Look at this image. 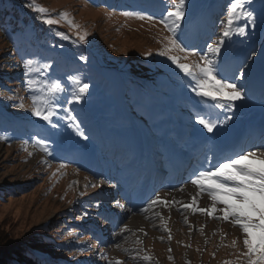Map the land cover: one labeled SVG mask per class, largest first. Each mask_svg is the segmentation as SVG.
<instances>
[{"label": "rangeland", "instance_id": "obj_1", "mask_svg": "<svg viewBox=\"0 0 264 264\" xmlns=\"http://www.w3.org/2000/svg\"><path fill=\"white\" fill-rule=\"evenodd\" d=\"M112 1V6L107 5L109 0H35V3L46 7L52 18L60 20L59 24L48 26L64 33L67 39L60 37L68 48L72 49L78 43L102 57L103 71L116 67L131 70L135 74L131 79L139 75L146 77L150 69L133 70L140 61V65L175 76L186 87L181 96L157 105L162 110L160 117L156 115L159 121L164 120L161 124L145 116L140 119L137 114L138 125L128 129L124 136L115 130L113 120L108 118L100 103V97L113 88L90 85L88 93L79 102L72 99L73 110L79 105L83 121L94 125L95 135L87 133V140L81 139L70 124L64 125V137L50 131L54 134L52 143L42 142L48 148L47 153L36 143L39 140L24 143L0 139V222H4L9 230L4 239L16 246L27 245L31 233L51 232L63 226L57 230L60 234L54 235V243L59 244L43 256L48 262L63 259L69 264H115L116 260L122 264H226L236 261L238 250H244L241 230L230 221L194 213L192 207L207 208L212 202L207 193L198 194L197 187L190 181L198 171L237 154L257 148L264 150V128L260 125L264 122V0H252L248 6L256 17V25H247L245 35L234 32L222 48L218 65L220 75L236 83L246 97L235 101L231 110L197 96L193 91L195 82L167 57L158 55L163 47L161 41L170 35L159 23L171 6L170 0H160L164 4L162 15L135 10L152 16L153 21L125 16L124 12L134 10L130 7L129 10H118V4L125 0ZM227 4L228 0H214L211 5L199 3L191 9L190 17L185 14L177 35L189 52L196 55L182 62L197 61L206 51V45L217 39L226 19ZM61 12H67L69 19L81 26L80 31H87L86 42L78 39L77 29L60 18ZM246 23L241 19L236 26L245 27ZM14 42L17 46L21 44L20 38ZM0 54H3L0 60L6 62L2 65L8 67L0 73L6 80L3 91L8 90L7 95L0 97L1 104L6 103L12 107V113L21 117L37 118L31 114L30 90L19 77L20 62L15 57L9 58L11 51H7L3 43H0ZM173 54L184 56L177 51ZM241 73L243 78H239ZM75 78L84 83L81 78ZM73 87L75 91V85ZM33 89L35 92L36 85ZM154 105L156 108L155 101ZM197 116L216 123L213 133L196 123ZM229 116L232 118L227 119ZM244 116L256 119L251 122L253 132L242 140L237 154L220 156L217 147L223 142H232L241 130H246L241 125ZM142 139L148 149V158L140 163ZM222 151L227 153L228 148ZM171 152L181 159L187 155L192 159L187 156L190 159L185 161V166L175 170L169 158ZM75 154L78 159L74 166L68 165L64 159ZM62 164L66 167L61 168ZM136 174L139 175L135 186L129 187V180ZM145 187L148 192L139 200L137 194ZM157 196L170 203H157L147 212L141 211ZM194 196L197 203L185 209L184 205L191 204ZM221 207L223 205H217L218 209ZM125 226L128 230L122 231ZM164 227L169 231H163ZM137 240L142 243L137 244ZM233 240L237 241L236 248L231 247ZM117 244L121 247L117 248ZM124 248L130 251L125 253ZM141 249L140 256L147 254L152 257L151 261H143L139 256L135 260L131 258Z\"/></svg>", "mask_w": 264, "mask_h": 264}, {"label": "trees", "instance_id": "obj_2", "mask_svg": "<svg viewBox=\"0 0 264 264\" xmlns=\"http://www.w3.org/2000/svg\"><path fill=\"white\" fill-rule=\"evenodd\" d=\"M31 2L32 0H0V43L6 46L7 51H11L10 59L15 57L20 62L21 71H18H20L19 77L23 80V85H27L28 79L36 81L35 92L30 91L31 97L32 95H43L40 88L45 80H59L64 85V91L57 97L56 115L53 117L56 127L38 118H24L20 114L12 113V107L0 102V137L3 139L9 142L18 140L24 143H35L36 140H39L43 143H52L54 134H57L58 137L66 136L64 125H71V121L66 118L68 110L76 117V121L86 136L87 133L95 135V132L92 131L93 124L86 123L81 118L82 110L79 105L75 106V110L72 108L74 105L72 101L74 99V83L69 77H79L89 85L100 87L109 85L113 88L112 90L107 89L106 94L100 97V103L104 105L103 109L108 113V118L111 117L113 120L111 123L120 132L132 129L133 123L128 116H132L134 121L137 114L140 115L138 117L140 119L145 116L157 120L162 113L157 105L182 95V91L186 87L183 82H178L175 76L169 75L167 72L164 73L158 68L140 65V61L135 64L133 70L149 71L150 69V74L146 77L139 75L136 79H131L135 77L131 70L128 72L116 67H108L103 71L101 69L103 67L101 65L102 57L96 56L90 52V49L88 50V47L79 46L78 43L74 48H68L62 38L56 35L57 32L54 29L38 19V14L31 8L26 7ZM213 2L214 0H186L185 14L190 17L191 9L195 5L199 3L211 5ZM112 4V0H109L107 5L112 6ZM163 5L160 0H144V5L142 0H125L124 3L118 4L117 9L129 10L132 8L134 11L143 10L150 11L154 15H162L165 13ZM155 8L156 11L153 10ZM160 9L162 10L160 11ZM179 33L182 34V31ZM16 38L18 40L20 38V46L14 42ZM2 55L0 54V57ZM28 59L33 60L32 67L38 68L40 71H34L26 77L23 64ZM3 60H0V73L2 69L6 71L8 68L2 65V63H6ZM46 65L49 67H45ZM5 85L6 80L0 76V97L8 94V90L3 91ZM154 101L156 108L155 105L152 106ZM117 121L119 122L115 124ZM50 131H53L54 134L52 135ZM77 159L78 154H75L69 156L65 162L74 166L73 163ZM1 200L2 197H0ZM57 230L33 232L27 239V245L16 246L9 239H4L9 234V230L5 227L4 222H0V264H69L63 259H59L62 263L56 259L54 262L44 259L43 255H46L44 252L59 244V242L54 243V237H56L54 235L60 234ZM96 239L97 237L94 240ZM57 250L60 251L58 248ZM63 252L68 253L65 250Z\"/></svg>", "mask_w": 264, "mask_h": 264}, {"label": "snow or ice", "instance_id": "obj_3", "mask_svg": "<svg viewBox=\"0 0 264 264\" xmlns=\"http://www.w3.org/2000/svg\"><path fill=\"white\" fill-rule=\"evenodd\" d=\"M170 3L171 6L167 8L166 15L159 21L170 35L165 36L163 41H161L163 47L158 52V55L167 57L186 77L195 82L193 91L197 96L214 101L217 107L224 108L227 106L231 110L235 101L243 100L246 97L243 90L236 83H231L221 77L218 65L226 39L230 38L234 32L239 35H245L247 25H256L254 13L248 10L252 0H228L226 19L222 24L217 39L207 44L206 51L199 55L197 61L191 63L182 61H188L189 57L196 55V53L189 52L177 35L185 17L186 0H170ZM26 7L38 13L39 16L37 18L41 19L46 25L51 26L60 23V20L54 19L48 14L46 7L37 5L35 0H32ZM59 15L72 28L78 30L76 32L78 39L86 42L87 31H80L81 26L76 24L74 20L69 19L67 12H61ZM123 15L134 16L140 20L153 21L152 16H145L135 11L124 12ZM241 19L247 22L245 27L236 26V22ZM56 35L67 39L62 32H57ZM174 51L184 53V56L181 58L173 54ZM33 63L31 59L25 60L23 67L26 70L24 73L26 77L34 71H40V69L32 67ZM45 67L49 66L46 65ZM239 78H243V73L240 74ZM69 79L75 85L74 100L79 102L88 93L90 85L82 83L75 77H69ZM26 83L30 91L34 90L33 86L36 81L28 79ZM40 91L43 93L42 96L32 95L31 97V114L56 127L53 122V117L56 115L55 106L57 97L64 91V85L59 80H45L42 82ZM222 100L227 101V105ZM20 107H23V105L21 104ZM66 118L71 121L70 126L74 128L76 134L87 140L88 137L81 130L76 117L71 114L70 110H68ZM231 118V116L227 117V119ZM196 123L201 125L208 133H213L216 128V123L202 116L196 117ZM0 139H3V137H0ZM36 143L40 144L45 153L48 152V148L42 142L37 141ZM31 155L32 153L29 152V156ZM63 167H66V165L62 164L61 168ZM190 182L197 187L198 194L207 193L212 203L207 208L192 207L197 203L194 196L191 204L184 205L185 209L192 207L194 213L200 212L217 220L230 221L233 226H238L241 230L244 250H238L239 255L236 261L226 262V264H264V150L257 148L245 151L237 154L234 158L218 162L215 166L198 171ZM92 186L96 187V185ZM157 203L168 205L170 202L157 196L141 211L147 212ZM217 205H223V207L218 209ZM216 212L221 213V215L214 216L213 214ZM161 219L163 218L161 217ZM184 222L187 223V217H185ZM127 230L126 226L122 229V231ZM163 231L167 232L169 230L164 227ZM161 239L163 238L161 237ZM168 239H171V235H169ZM136 243L142 242L137 240ZM236 245L237 241L233 240L231 247L236 248ZM116 247L120 248L121 245L117 244ZM123 251L128 253L130 249L124 248ZM141 251L143 250H138L136 256L131 258L135 260L139 256L141 260L146 262L152 260V257L147 254L140 256ZM169 259L171 260L172 257L169 256ZM109 264H112V262H109ZM115 264H122V262L116 260Z\"/></svg>", "mask_w": 264, "mask_h": 264}, {"label": "bare ground", "instance_id": "obj_4", "mask_svg": "<svg viewBox=\"0 0 264 264\" xmlns=\"http://www.w3.org/2000/svg\"><path fill=\"white\" fill-rule=\"evenodd\" d=\"M256 119H253V118H251V117H249L248 118V116H244V119L242 120V122H241V125H242V129H248V131L250 130V128H252V125L251 126H249V123H251V122H253V121H255ZM252 124V123H251ZM246 125V126H245ZM260 125L262 126V127H264V122L263 123H260ZM257 126V125H256ZM241 127V126H240ZM260 127V126H259ZM239 131V130H238ZM242 131V130H241ZM240 138H241V135H239L238 137H237V141H239L240 142ZM238 142V143H239ZM237 142H235V143H233V144H231V145H235V146H233V147H236V145L238 144ZM223 147H225V143H223L220 147H218V148H221V150L220 151H222V148ZM142 152L143 151H141L140 152V159H142ZM170 158H171V160H172V163H175L174 164V166L175 167H177V165H178V163L177 162H180V157H178L177 155H175L174 153H172L171 152V154H170ZM185 159H188V157H185ZM216 160V159H215ZM176 170V169H175ZM138 175L139 174H136L134 177H133V179H130L129 180V183H128V185H129V187H133V186H135V184H136V181H137V177H138ZM148 187H145L144 189H143V192H138V194H137V196H138V199L140 200V199H143L144 197H145V194L148 192V189H147ZM144 204V203H143Z\"/></svg>", "mask_w": 264, "mask_h": 264}]
</instances>
